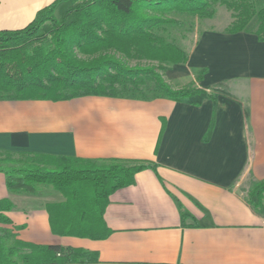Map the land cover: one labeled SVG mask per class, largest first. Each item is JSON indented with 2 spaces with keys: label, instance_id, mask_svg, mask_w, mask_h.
I'll return each instance as SVG.
<instances>
[{
  "label": "crops",
  "instance_id": "1",
  "mask_svg": "<svg viewBox=\"0 0 264 264\" xmlns=\"http://www.w3.org/2000/svg\"><path fill=\"white\" fill-rule=\"evenodd\" d=\"M54 1L0 0V30L26 27ZM69 5L60 3L56 17ZM188 54L187 64L167 70L166 82L205 93L182 102L0 101V152L157 165L110 197L112 234L102 241L53 235L46 204L62 195L45 190L55 200L42 211L17 210L0 174V200L14 203L8 215L24 226L19 239L97 252V264H264V213L247 203L264 180V42L252 32L208 30ZM176 199L198 228L182 227Z\"/></svg>",
  "mask_w": 264,
  "mask_h": 264
},
{
  "label": "trees",
  "instance_id": "2",
  "mask_svg": "<svg viewBox=\"0 0 264 264\" xmlns=\"http://www.w3.org/2000/svg\"><path fill=\"white\" fill-rule=\"evenodd\" d=\"M255 0H55L19 30H0V101L61 102L88 96L134 98L153 83L154 98L182 102L205 93L202 89H173L163 75L183 65L189 54L154 34L163 25L178 24L169 13L211 18L214 4L236 13L227 32H252L264 42V5ZM69 7L61 17L60 3ZM256 17V29L249 25ZM145 60L147 65L130 64ZM152 99V98H150ZM194 104V102H193ZM163 131V130H162ZM0 174L10 193L37 196L52 188L63 201L46 204L51 232L59 237L102 241L112 230L105 221L110 197L133 186L136 175L157 172L146 161L112 159L102 164L37 153L0 152ZM161 180V178H160ZM183 228H198L194 216L176 199ZM248 205L264 213V180L248 194ZM14 203L0 200V264H97L100 256L80 248L23 241L9 213Z\"/></svg>",
  "mask_w": 264,
  "mask_h": 264
},
{
  "label": "rangeland",
  "instance_id": "3",
  "mask_svg": "<svg viewBox=\"0 0 264 264\" xmlns=\"http://www.w3.org/2000/svg\"><path fill=\"white\" fill-rule=\"evenodd\" d=\"M255 10L263 7L264 0H255L254 4H252ZM212 12L211 18L200 17V16H193L189 14H179V13H169L165 15L167 18H172L178 21V24L173 25H163L156 29H154V34L158 37H162L169 43H173L179 48L183 49L187 53H189L192 46H194L197 39L202 35L204 31L208 30H224L227 31L228 28L231 26L232 22L234 21V16L236 13L232 10H229L226 6L221 4H214L210 8ZM61 15V13L57 14ZM256 17L254 16L249 28L256 29ZM130 64L132 66L135 65H147L148 62L145 60H131ZM169 68H172V65ZM164 77L166 76V72L163 73ZM166 80V79H165ZM153 83L145 84L139 93L133 94L136 97H143V98H154L156 94L153 92ZM181 89V88H180ZM1 156V153H0ZM6 190V189H5ZM45 190H53L52 188H43L39 196L32 197L26 195H19L12 193L11 199L16 203L17 210L26 209L29 212H33L36 210H43L44 203L47 201L55 200L53 197H44ZM57 192V191H56ZM59 193V192H58ZM60 194V193H59ZM16 196H23L18 197ZM25 196V197H24Z\"/></svg>",
  "mask_w": 264,
  "mask_h": 264
}]
</instances>
